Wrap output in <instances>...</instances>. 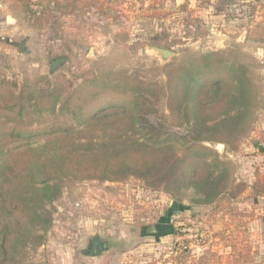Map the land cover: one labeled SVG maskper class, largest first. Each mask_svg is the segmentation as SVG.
Listing matches in <instances>:
<instances>
[{"label": "rangeland", "instance_id": "1", "mask_svg": "<svg viewBox=\"0 0 264 264\" xmlns=\"http://www.w3.org/2000/svg\"><path fill=\"white\" fill-rule=\"evenodd\" d=\"M71 1L0 0V82L33 101L57 94L53 111H33L36 124L59 119L60 103L103 74L152 84L132 103L136 123L155 126L160 144L179 155L211 148L202 155L211 170L207 181L191 186L164 176L151 184L133 174L119 181L63 178L57 188L49 181L54 187L23 264H238L247 254L264 263V235L255 230L258 197L249 189L232 195L260 171L249 159L254 144L264 145V0ZM207 54L245 65L253 83L248 97L234 92L223 121L169 103L172 77ZM63 57L67 62L51 71ZM96 145L113 152L122 140ZM12 224L0 201V230ZM96 237L108 244L98 255L88 250Z\"/></svg>", "mask_w": 264, "mask_h": 264}, {"label": "trees", "instance_id": "2", "mask_svg": "<svg viewBox=\"0 0 264 264\" xmlns=\"http://www.w3.org/2000/svg\"><path fill=\"white\" fill-rule=\"evenodd\" d=\"M217 55H203L196 63L180 67L172 77L171 106L177 102L206 120L223 121L226 104L236 90L242 89L248 97L253 83L247 67L217 61ZM117 77L120 74L110 72L81 86L60 103L59 119L38 124L33 111H53L59 103L57 94L33 101L31 96L16 93L9 82H0V201L14 222L12 227L0 230V264H23L27 244L39 234L37 226L50 197L48 192L54 187L49 181H54L57 188L61 179L69 177L119 181L133 174L156 184L151 178L164 176L177 186L208 180L211 164L202 160V155L213 150L204 146L201 153L179 155L173 146L160 144L161 132L148 122L136 123L132 111V103L146 97L143 90L153 88L152 84L131 81L129 76L122 75V80ZM69 120L85 125L77 126ZM105 139H120L122 145L117 151H103L96 144ZM34 140L45 142L37 147H4L9 142ZM237 188L234 197L246 189L253 197L264 196V172L257 171L251 185L240 182ZM248 256L239 257L238 264H264L249 261Z\"/></svg>", "mask_w": 264, "mask_h": 264}, {"label": "crops", "instance_id": "3", "mask_svg": "<svg viewBox=\"0 0 264 264\" xmlns=\"http://www.w3.org/2000/svg\"><path fill=\"white\" fill-rule=\"evenodd\" d=\"M251 153L252 155L250 156L249 162L255 164L257 167H259L260 171L264 172V145L262 143L261 144L257 143L256 145L254 144ZM253 178H254V174L252 173L250 179L252 180ZM250 183H252V181H249V184ZM255 203L257 204L256 205L257 208L255 210V212L257 213L255 230L258 232V235L259 234L264 235V196L255 198ZM259 246L263 248L264 244Z\"/></svg>", "mask_w": 264, "mask_h": 264}, {"label": "water", "instance_id": "4", "mask_svg": "<svg viewBox=\"0 0 264 264\" xmlns=\"http://www.w3.org/2000/svg\"><path fill=\"white\" fill-rule=\"evenodd\" d=\"M242 38L244 39L245 36L242 35ZM162 52L164 53V55H170L172 53L171 51L166 50V49H163ZM66 62H67V58L66 57L56 59L51 65V71L55 70L56 68H58L59 66H61L62 64L66 63ZM96 240H99V238L96 237L95 239H93L91 241V243H93ZM101 250H102V246L100 244H98L96 246L95 250L91 249V253L95 254V255H98V254L101 253Z\"/></svg>", "mask_w": 264, "mask_h": 264}, {"label": "flooded vegetation", "instance_id": "5", "mask_svg": "<svg viewBox=\"0 0 264 264\" xmlns=\"http://www.w3.org/2000/svg\"><path fill=\"white\" fill-rule=\"evenodd\" d=\"M98 244H100L101 246H102V250H104L105 248L107 249L108 248V244L107 243H105V242H103V241H101L100 239L99 240H96V241H94L93 243H91V245H90V248L88 249L89 251L91 250V249H96V246L98 245ZM101 250V251H102ZM88 251V252H89ZM91 253V252H90Z\"/></svg>", "mask_w": 264, "mask_h": 264}]
</instances>
